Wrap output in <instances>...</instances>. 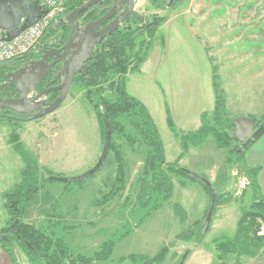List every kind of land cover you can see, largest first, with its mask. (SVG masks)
Masks as SVG:
<instances>
[{"label":"rangeland","instance_id":"rangeland-1","mask_svg":"<svg viewBox=\"0 0 264 264\" xmlns=\"http://www.w3.org/2000/svg\"><path fill=\"white\" fill-rule=\"evenodd\" d=\"M80 1L82 7L90 0ZM173 1L176 6L166 10ZM140 2L144 5L135 7V13L145 19L139 23L132 19L128 25L133 30L141 26L147 33V23L153 17L168 19L153 36L135 35L136 49L142 41L143 48L150 49L139 71L127 77L126 92L149 110L168 163L178 161L182 168L204 178L215 191L210 225L205 215L210 192L203 182L187 175L175 178L173 197L161 209L151 215L150 206L146 210L132 209L135 197L130 191L138 189L144 164L142 156H134L129 150L125 151V192L114 199L109 196L116 177V163L110 153L101 169L82 182L61 183L49 178L41 195L25 210L24 221L54 233L70 249L86 257L115 242L112 258L93 264H146V258H154L164 249L163 260L153 264H218L216 243L234 238L243 211L264 199L254 185L245 152L236 154V150H243L242 144L231 147L228 161V150L217 148L212 137L188 136L201 129L205 117L209 125L215 126L211 120L217 98L215 81L219 94L228 99L225 119L216 123L222 131L233 133L224 127L226 118L233 121L246 117L258 123L264 117V0H163V11ZM223 14L234 24L227 29V39L218 20ZM254 15L258 20L253 19ZM82 17L83 25L88 18ZM60 23L49 25L40 42L41 50L59 49L66 44L62 39L69 36L71 29ZM128 25H123L121 31ZM225 40L229 42L224 45ZM41 50L37 48L35 52L41 54ZM250 51L253 58L245 54ZM84 89L83 82H74L65 102L41 119H0V231L9 221L3 196L19 184L25 167L13 149L12 134L18 135L25 150L53 177L75 178L97 164L104 148L100 111L88 102ZM236 93L238 97H234ZM104 97L111 98V92L107 90ZM200 238L202 244L196 247ZM13 246L14 252L9 255L0 239V264H14L11 258L15 264H32L18 244ZM133 256L136 261L128 259ZM244 257L251 260L235 256L229 263H238Z\"/></svg>","mask_w":264,"mask_h":264},{"label":"trees","instance_id":"trees-1","mask_svg":"<svg viewBox=\"0 0 264 264\" xmlns=\"http://www.w3.org/2000/svg\"><path fill=\"white\" fill-rule=\"evenodd\" d=\"M64 1L66 3L67 15L78 10L82 5L80 0ZM147 2L155 10H164L163 0H147ZM174 2L176 3V1L171 2V5L166 10L174 8L176 6ZM96 13V16H98V12ZM132 19L139 23L143 22L142 20L145 18L137 17V14L133 12L124 25H128ZM136 19H139V21ZM167 19V17H153L147 23V33L153 36L156 30L166 23ZM60 24L63 28L66 27L69 30L70 25L68 21ZM121 30L122 27L107 38L94 53L92 61L88 63L87 68H89V71L74 81L83 82L86 99L94 108L100 111V129L104 145L107 127L111 131L112 139L108 156L111 153V159L116 163V177L109 196H111V199H114L118 194L126 191V168L128 165L126 157L128 154L126 155L125 151L129 150L134 156H142L144 164L138 181V189L136 191L133 188L132 190L130 189L131 197H135V205L130 204L132 205V209L139 208L140 210H146L150 206L149 215L153 211L161 209L173 197L175 178L180 175H187L194 180L203 182L210 192L211 202L205 213L207 218V214L212 207L211 188L204 182V178L182 168L178 161L168 163L162 137L149 110L144 104L129 96L126 92L127 77L130 73L139 71L147 59L150 47L147 49L143 48L144 44L142 41L139 44V48L136 49L137 38L135 36L139 33V36L144 38L143 35L147 34L146 30L141 29V26L133 30L130 25L124 31ZM67 37L68 34L63 36V43L68 41ZM149 45L147 44V46ZM29 57L30 55L0 63V87L7 82L8 73L22 67L21 63ZM2 67H5L6 70L2 69ZM61 69L62 65H59L58 71L56 70V74L54 75V82L56 83L57 74ZM51 80L48 81L49 84ZM106 84L107 87L105 88ZM214 87L217 98L211 120L214 121L215 126L214 124L213 126L209 125L210 123H208L209 121L205 117L201 129L197 133L189 135L188 138L204 139L212 137L217 148L228 150L227 159L229 161L233 152L231 147H235V144L240 143L233 137V133L230 134L222 131L220 127L216 126V123L222 122L225 119L226 106L225 99L219 94V84L216 81L214 82ZM13 88L14 85L0 88V98L11 97L14 94ZM107 90L111 92V98L104 97V93ZM20 118L25 117L10 110L0 113V119H7L13 122L15 120L20 121ZM228 120L226 118L227 123L224 127L234 130L232 121L229 120V122ZM168 121L170 127L173 129L174 126L170 117ZM263 135L264 117L261 121H258L252 137L242 144L243 150H236V154H242ZM18 138V135L12 134L11 142L13 149L25 163V167L21 173L22 178L19 184L15 185L13 189L6 192L3 196L4 207L9 215V221L0 231V234H2L0 239L8 254L10 255L14 252L13 245L18 244L32 264H93L94 262H106L112 258L115 242L105 244L100 252L95 253L92 257H86L70 249L65 241L56 238L54 233H48V231L24 221L25 210L28 209L33 200H36L41 195L43 184L49 182V178L53 176L46 169L38 165L37 161L25 150L23 144L19 142ZM250 173H252V176L255 175V171H251ZM253 178L254 185L256 186V179L255 177ZM238 224V231L234 238L223 239V241L216 243L217 261L220 264H228V259L231 256H239L237 259H240L242 256L255 257L264 249V235L258 236L260 227L264 224V200L255 201L249 209L243 211ZM125 236L126 234L123 238ZM201 244L202 238L199 239L196 247ZM165 255L164 249L156 257L146 258L144 263L153 264L159 260L162 261ZM128 259L131 261L137 260L136 256ZM11 260L15 264L12 258ZM124 260L126 259H122V261Z\"/></svg>","mask_w":264,"mask_h":264},{"label":"water","instance_id":"water-1","mask_svg":"<svg viewBox=\"0 0 264 264\" xmlns=\"http://www.w3.org/2000/svg\"><path fill=\"white\" fill-rule=\"evenodd\" d=\"M105 1L107 0H90L70 14L68 22L72 27V32L62 48L47 49L43 51L39 61H32L7 75V82L0 88L14 84L15 93L19 98H0V113L4 110H10L18 115H25L33 120H38L52 114L65 102L76 76L80 73L84 75L85 72L89 71V68H84L92 61L96 46L119 30V27L135 11L137 2V0L116 1L115 7L108 10L103 17L83 26L80 18L91 8L102 6ZM46 14L47 11L42 8L39 0H0V29L6 32L3 35V40L12 41L22 32L34 26ZM115 16L117 17L111 21ZM59 65H62V69L57 74V87L37 95V89L53 72L55 66ZM49 93H59V96L47 106L43 98ZM256 125V119L235 118L232 121L233 137L238 143L244 144L252 137ZM111 139V131L107 127L105 145L93 169L75 178L51 177L50 180L61 183H77L96 174L106 161ZM204 182L211 188L207 181L204 180ZM211 193L212 207L207 216L208 225L213 218L216 203V193L212 188Z\"/></svg>","mask_w":264,"mask_h":264},{"label":"crops","instance_id":"crops-1","mask_svg":"<svg viewBox=\"0 0 264 264\" xmlns=\"http://www.w3.org/2000/svg\"><path fill=\"white\" fill-rule=\"evenodd\" d=\"M40 1V0H39ZM140 1H142V0H137V2H136V8L138 7H141L142 5H144V3L143 2H140ZM144 2H147V0H143ZM40 5H41V1H40ZM43 8V7H42ZM213 8H217V6H213ZM72 13V12H71ZM71 13H69L68 15H67V8H66V6H65V15L64 16H61V17H59V18H57L55 21H57V22H61V23H64V22H66V21H68V18H69V16H70V14ZM220 13H223V11H221ZM257 15H254V17H253V19L254 18H257L256 17ZM251 16H249L248 18H250ZM248 18H246L245 17V19H248ZM236 19L237 20H239V18L238 17H236ZM40 20V19H39ZM218 20H219V26H220V28H222L223 30H221L222 32H224V39L226 38L227 39V37H225V34L227 33V29L229 28V27H234V24H232V23H230L229 21H228V17H226L224 14L223 15H221L219 18H218ZM244 19H242L241 20V22L243 21ZM254 20H258V19H254ZM54 21V22H55ZM252 21V20H251ZM235 22H237V21H235ZM70 25V24H69ZM245 25H243V27H244ZM69 29H71L70 30V34H71V32H72V27H71V25H70V28ZM47 31V30H46ZM46 31H45V33H46ZM6 32L4 31V34H5ZM45 33H44V35H45ZM3 34V35H4ZM70 34H69V36H70ZM43 35V36H44ZM42 36V37H43ZM69 36H68V39H69ZM3 37V36H2ZM47 38V37H46ZM42 40V39H41ZM226 41H228V40H225V42H223L224 43V45L225 44H227V42ZM229 42V41H228ZM67 43V42H66ZM41 47H42V45L40 44L39 45V47H37L38 48V50L40 51L41 50ZM36 48V49H37ZM253 50V49H252ZM42 53H43V50H41V54H37L36 52H35V50H33L29 55H30V57L28 58V59H26V60H24L21 64H22V66L24 65V64H29L30 62H32V61H39L40 59H41V55H42ZM249 53H251V54H249ZM246 55H250L251 56V58H253V56H252V51H250V52H247V53H245ZM28 55V56H29ZM239 55V54H238ZM241 55H244V54H241ZM241 55H239V56H241ZM249 60H250V58H249ZM236 62V61H235ZM18 64V63H17ZM19 68H21V67H19ZM18 68V69H19ZM2 69H4V70H6V68L5 67H2ZM17 69V70H18ZM17 70H15V71H17ZM14 71V72H15ZM11 73H13V72H11ZM235 96H237L238 97V94L236 93V94H234V97ZM225 101H228V99L227 98H225ZM215 106H216V103H215ZM1 132V131H0ZM1 133H0V138H1ZM2 139V138H1ZM1 139H0V147H1ZM0 150H2V149H0ZM245 152V155H244V160H245V162H246V164L248 165V167H251V171H255V175H254V177H255V179H256V184H257V187H258V189H259V191L261 192V194L263 195V198H261V199H264V135L261 137V138H259L256 142H254L252 145H250L248 148H247V150H245L244 151ZM234 258L235 257H229V259H228V264H232V263H229L230 262V260H234ZM248 258H250L251 260H249V261H247V260H245V257L242 259V260H240V261H238V263H234V264H264V249L256 256V257H248ZM239 260V259H238ZM218 264H220L219 263V261H218Z\"/></svg>","mask_w":264,"mask_h":264},{"label":"built area","instance_id":"built-area-1","mask_svg":"<svg viewBox=\"0 0 264 264\" xmlns=\"http://www.w3.org/2000/svg\"><path fill=\"white\" fill-rule=\"evenodd\" d=\"M41 6L47 11L37 23L22 32L12 41L3 40L4 31L0 29V63L28 56L33 50L39 47L42 36L57 18L65 15L63 0H40ZM264 235V224L261 225L258 236Z\"/></svg>","mask_w":264,"mask_h":264},{"label":"flooded vegetation","instance_id":"flooded-vegetation-1","mask_svg":"<svg viewBox=\"0 0 264 264\" xmlns=\"http://www.w3.org/2000/svg\"><path fill=\"white\" fill-rule=\"evenodd\" d=\"M116 1H118V2H120L121 0H107V1H105L103 4H102V6L100 5V6H95V7H93V8H91L89 11H87L84 15H83V17L82 18H88L87 20H85L84 21V23L86 24V25H88L89 23H92V22H95V21H97V20H99L101 17H103V15H105L106 13H107V11L108 10H112L114 7H115V2ZM117 2V3H118ZM96 12H98V16H96V17H94V15H95V13ZM135 12V11H134ZM121 13H122V11H121ZM133 14V13H132ZM132 14H131V16H132ZM131 16H129L128 18H130ZM117 16H115L114 18H112L111 19V21H113L115 18H116ZM127 18V19H128ZM126 19V20H127ZM111 21H109V22H111ZM125 23V22H124ZM85 24H83V26L85 25ZM124 25V24H123ZM123 25H121L120 27H119V29L123 26ZM108 38V37H107ZM107 38L105 39V40H107ZM105 40L100 44V45H98V46H96V49H95V52H96V50L105 42ZM94 52V53H95ZM24 65H28L27 63L26 64H24ZM87 66H88V64L85 66V68L84 69H86L87 68ZM22 67H24V66H22ZM56 70L58 71V66H55V68H54V70H53V72L49 75V77L43 82V84L37 89V95L38 94H40L41 92H43V91H45V90H48V89H51V88H54V87H57V83L56 82H54L55 80V74H56ZM55 72V73H54ZM84 74H86V72L84 73ZM78 76H83V74H78L77 76H76V78H78ZM75 78V79H76ZM52 79V80H51ZM49 80H51L50 81V84L48 83V81ZM14 85V84H13ZM13 90H14V94L11 96V97H7V98H19V96L15 93V85H14V88H13ZM53 94L56 96L54 99H51V97H53ZM59 96V93H49L46 97H44L43 99H44V101L47 103V106L48 105H50L51 103H53L56 99H57V97ZM5 111V110H4ZM22 116H24L25 118H26V120H31L32 118H30V117H28V116H25V115H22ZM20 119H23V118H20Z\"/></svg>","mask_w":264,"mask_h":264}]
</instances>
